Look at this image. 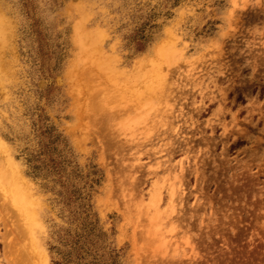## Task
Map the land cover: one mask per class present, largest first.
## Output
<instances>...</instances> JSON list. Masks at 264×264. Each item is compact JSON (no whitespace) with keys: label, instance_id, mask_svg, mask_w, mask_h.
I'll return each mask as SVG.
<instances>
[{"label":"rangeland","instance_id":"obj_1","mask_svg":"<svg viewBox=\"0 0 264 264\" xmlns=\"http://www.w3.org/2000/svg\"><path fill=\"white\" fill-rule=\"evenodd\" d=\"M0 23V264H52L74 185L120 264H264V0H0ZM164 42L156 97L80 113L108 77L144 92Z\"/></svg>","mask_w":264,"mask_h":264},{"label":"trees","instance_id":"obj_2","mask_svg":"<svg viewBox=\"0 0 264 264\" xmlns=\"http://www.w3.org/2000/svg\"><path fill=\"white\" fill-rule=\"evenodd\" d=\"M143 45H138L142 49ZM45 141L42 144V154H47L49 150L58 151V162L50 159L56 167L63 169L64 164L70 163V157L73 156L70 146L64 141L62 135L52 128H46L44 131ZM52 160V163H51ZM49 169L48 166H46ZM78 168V167H76ZM75 168V169H76ZM75 169L63 177L62 184L70 183L72 177L81 178L82 173H76ZM57 171H59L57 169ZM96 172H100L99 170ZM64 175V173H63ZM62 178V174L58 177ZM95 183H100L94 181ZM75 191L62 197V203L70 208L69 216L71 227L63 233H57L55 243L50 247L53 256L52 264H120L119 254L108 242L100 220L95 212H92L90 205V195L82 193L83 188L77 185Z\"/></svg>","mask_w":264,"mask_h":264},{"label":"bare ground","instance_id":"obj_3","mask_svg":"<svg viewBox=\"0 0 264 264\" xmlns=\"http://www.w3.org/2000/svg\"><path fill=\"white\" fill-rule=\"evenodd\" d=\"M4 26L3 23H0V29ZM172 53L169 48H167V42L162 43L156 50L155 53V61H152L150 64V67L148 68V72L143 73L144 79L147 80L146 84L144 85V92H140L137 89H134L132 91V88H129L127 85V82H124L125 84H122L119 82L116 78H111V80L108 77L109 82L105 83L98 81L100 86H95L98 84L97 82L93 83L90 87L92 89L90 93V102L91 106L90 108H86L85 106H80V112L81 114L86 112V110H89V115L92 114L94 111L95 115H98L99 117L107 119H112L114 117L115 109L112 107L110 109L109 107H106L109 101H116L121 104V102H124V106H121V109H123L125 106L133 107V105H139L141 102L150 101L154 97L157 96V94L162 91L163 87V77L161 75L162 73V66L169 57H171ZM145 64L143 62L138 63L134 66L132 71L140 73L142 71ZM145 70V69H144ZM136 73V74H137ZM120 74V73H119ZM81 78L86 80L88 83H90L91 80H95L91 74V72L87 69H84L81 73ZM122 76V75H121ZM125 79L130 80L129 77H126ZM145 82V81H144ZM90 85V84H89ZM95 86V87H94ZM126 109V108H124ZM2 168V167H0ZM13 173L8 172L5 174L0 169V186L2 189H4V182L12 181L14 178L11 176ZM9 186V194L12 197V201L16 204L23 203L25 204L27 202V195L24 191V188H22L20 183H11Z\"/></svg>","mask_w":264,"mask_h":264}]
</instances>
